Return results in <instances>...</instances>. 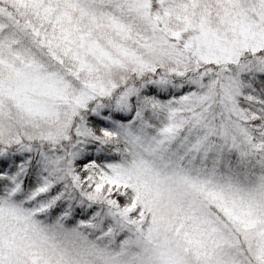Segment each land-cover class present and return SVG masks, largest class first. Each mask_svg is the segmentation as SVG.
<instances>
[{
    "label": "snow or ice",
    "instance_id": "snow-or-ice-1",
    "mask_svg": "<svg viewBox=\"0 0 264 264\" xmlns=\"http://www.w3.org/2000/svg\"><path fill=\"white\" fill-rule=\"evenodd\" d=\"M0 264H264V0H0Z\"/></svg>",
    "mask_w": 264,
    "mask_h": 264
}]
</instances>
